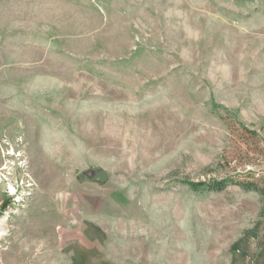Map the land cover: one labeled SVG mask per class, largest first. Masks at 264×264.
<instances>
[{"label":"rangeland","instance_id":"1","mask_svg":"<svg viewBox=\"0 0 264 264\" xmlns=\"http://www.w3.org/2000/svg\"><path fill=\"white\" fill-rule=\"evenodd\" d=\"M16 181L0 264H264V0H0Z\"/></svg>","mask_w":264,"mask_h":264},{"label":"built area","instance_id":"2","mask_svg":"<svg viewBox=\"0 0 264 264\" xmlns=\"http://www.w3.org/2000/svg\"><path fill=\"white\" fill-rule=\"evenodd\" d=\"M22 182L20 184L15 182V184H7L4 198L6 201L0 200V254L7 250L8 242H7V232L8 229L6 228L7 218L10 214L14 213L13 207L16 204H20L22 195L26 196L23 188H32L34 186L31 179L26 183L24 186ZM29 196V194L27 195Z\"/></svg>","mask_w":264,"mask_h":264},{"label":"trees","instance_id":"3","mask_svg":"<svg viewBox=\"0 0 264 264\" xmlns=\"http://www.w3.org/2000/svg\"><path fill=\"white\" fill-rule=\"evenodd\" d=\"M229 185H237L239 186L241 189L243 190H253V191H257L260 188L258 187V183H256V181H241V180H234L232 178H226V179H222L219 181H213V182H208L206 184H192L190 183L189 186L192 188H206L209 191H222L224 190L227 186Z\"/></svg>","mask_w":264,"mask_h":264},{"label":"water","instance_id":"4","mask_svg":"<svg viewBox=\"0 0 264 264\" xmlns=\"http://www.w3.org/2000/svg\"><path fill=\"white\" fill-rule=\"evenodd\" d=\"M109 177L106 171L97 168L92 171V175L86 177V180L90 183L97 185H103L108 181Z\"/></svg>","mask_w":264,"mask_h":264},{"label":"crops","instance_id":"5","mask_svg":"<svg viewBox=\"0 0 264 264\" xmlns=\"http://www.w3.org/2000/svg\"><path fill=\"white\" fill-rule=\"evenodd\" d=\"M98 186H101V185H98ZM85 197V200H86V202L88 201V203H90L91 204V200L90 199H88L86 196H84ZM98 212V211H97ZM98 214V213H97ZM83 235V237H80L79 236V241L81 242L82 240L83 241H85L86 243L87 242H94V241H97L98 240V237H97V235H98V230H97V228H93V229H89V228H87L83 233H82Z\"/></svg>","mask_w":264,"mask_h":264}]
</instances>
